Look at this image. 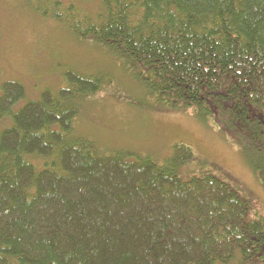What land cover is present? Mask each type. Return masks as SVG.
<instances>
[{
  "label": "trees",
  "instance_id": "1",
  "mask_svg": "<svg viewBox=\"0 0 264 264\" xmlns=\"http://www.w3.org/2000/svg\"><path fill=\"white\" fill-rule=\"evenodd\" d=\"M26 1L156 104L211 117L264 186V0ZM108 81L67 69L33 99L0 84V264H263L249 200L209 172L179 176L189 146L158 164L73 135L76 100Z\"/></svg>",
  "mask_w": 264,
  "mask_h": 264
},
{
  "label": "rangeland",
  "instance_id": "2",
  "mask_svg": "<svg viewBox=\"0 0 264 264\" xmlns=\"http://www.w3.org/2000/svg\"><path fill=\"white\" fill-rule=\"evenodd\" d=\"M67 69L109 79L97 93L76 100L74 136L107 156H148L158 164L174 145H187L194 159L180 166L182 179L209 172L249 200L251 214L264 220V186L240 145L219 132L211 117H198L193 107L156 104L101 46L41 17L26 0H0V84L17 81L25 98L33 99L43 88L56 91Z\"/></svg>",
  "mask_w": 264,
  "mask_h": 264
}]
</instances>
